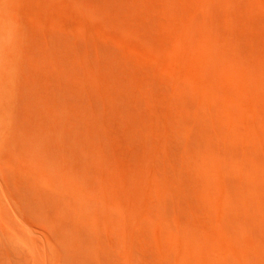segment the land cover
I'll list each match as a JSON object with an SVG mask.
<instances>
[{
	"label": "bare ground",
	"instance_id": "obj_1",
	"mask_svg": "<svg viewBox=\"0 0 264 264\" xmlns=\"http://www.w3.org/2000/svg\"><path fill=\"white\" fill-rule=\"evenodd\" d=\"M0 243L264 264V0H0Z\"/></svg>",
	"mask_w": 264,
	"mask_h": 264
},
{
	"label": "rangeland",
	"instance_id": "obj_2",
	"mask_svg": "<svg viewBox=\"0 0 264 264\" xmlns=\"http://www.w3.org/2000/svg\"><path fill=\"white\" fill-rule=\"evenodd\" d=\"M145 64H147V63H145ZM147 65H148V64H147ZM0 244H1V243H0ZM1 246H2V247H1ZM0 247H1L2 249L5 248V249H3V251H2V249H0L1 253H3V252L5 251V254L7 253L8 256H9V258L7 259V261H6L5 258H3V260H2L0 263H2V262L4 261L2 264H6V263H7V264H12V263H13V264H16V263H14L16 260L19 261L21 258L24 259L25 254H24L23 256H22V254H21V255H20L21 258L18 256V255H19V254H18V255H17L18 258H17V257L15 258V256H16L15 254H16L17 252H15L14 250L12 251V249H11L12 254H13V252H15L14 255L11 256V254H10V248H9V249L7 248L8 246L5 247V245H2V244H1ZM8 250H9V251H8ZM9 254H10V255H9ZM12 257H13V258H12ZM0 258L2 259V256H1ZM14 258H15L16 260H10V259H14ZM1 259H0V260H1ZM4 259H5V260H4ZM23 259H21V262H23V264H24V263H26L27 261L24 259V260L26 261V262H24ZM26 259H27V258H26ZM17 261H16V262H17ZM5 262H6V263H5ZM26 264H28V263H26Z\"/></svg>",
	"mask_w": 264,
	"mask_h": 264
}]
</instances>
